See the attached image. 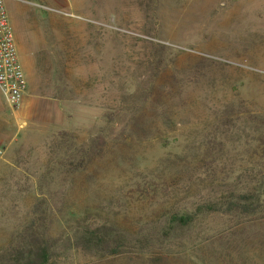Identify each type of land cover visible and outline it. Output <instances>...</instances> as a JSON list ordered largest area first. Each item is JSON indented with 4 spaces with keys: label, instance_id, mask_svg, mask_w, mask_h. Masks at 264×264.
Segmentation results:
<instances>
[{
    "label": "rangeland",
    "instance_id": "rangeland-1",
    "mask_svg": "<svg viewBox=\"0 0 264 264\" xmlns=\"http://www.w3.org/2000/svg\"><path fill=\"white\" fill-rule=\"evenodd\" d=\"M5 6L0 264H264V0Z\"/></svg>",
    "mask_w": 264,
    "mask_h": 264
},
{
    "label": "built area",
    "instance_id": "built-area-1",
    "mask_svg": "<svg viewBox=\"0 0 264 264\" xmlns=\"http://www.w3.org/2000/svg\"><path fill=\"white\" fill-rule=\"evenodd\" d=\"M27 83L5 0H0V95L3 101L11 107L19 105L27 92Z\"/></svg>",
    "mask_w": 264,
    "mask_h": 264
},
{
    "label": "trees",
    "instance_id": "trees-1",
    "mask_svg": "<svg viewBox=\"0 0 264 264\" xmlns=\"http://www.w3.org/2000/svg\"><path fill=\"white\" fill-rule=\"evenodd\" d=\"M171 223L172 224H177L180 226H187L189 225L193 218L192 215L189 213H183L181 215H173L171 217ZM34 258V259H33ZM48 261V256L46 255L45 252L38 253V254H30L29 258L26 259V264H46Z\"/></svg>",
    "mask_w": 264,
    "mask_h": 264
},
{
    "label": "crops",
    "instance_id": "crops-1",
    "mask_svg": "<svg viewBox=\"0 0 264 264\" xmlns=\"http://www.w3.org/2000/svg\"><path fill=\"white\" fill-rule=\"evenodd\" d=\"M8 9H10V7H8ZM14 39H15V45H16L18 58L22 64L25 76H26V78L28 76V80H29V76L31 77V75H30V70L27 67V56H26L25 49L23 48V46L21 44L19 35H16V36L14 35Z\"/></svg>",
    "mask_w": 264,
    "mask_h": 264
}]
</instances>
